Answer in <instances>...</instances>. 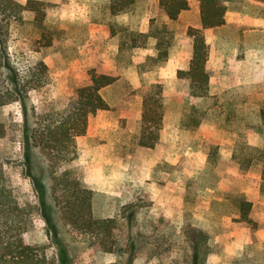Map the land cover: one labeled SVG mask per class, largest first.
<instances>
[{"label":"rangeland","instance_id":"rangeland-1","mask_svg":"<svg viewBox=\"0 0 264 264\" xmlns=\"http://www.w3.org/2000/svg\"><path fill=\"white\" fill-rule=\"evenodd\" d=\"M40 1L43 25L24 11L6 25L5 44L16 73L42 61L48 82L31 91L27 109L19 100L0 106V159L32 209L26 242L43 246L52 264H264V25L246 22L264 18V0H223L228 21L203 31L225 61L210 63L209 94L201 98L180 73L199 21L197 0L173 20L159 0H133L122 11L117 0ZM256 50L257 66H229L230 57ZM93 72L116 78L101 90L108 107L88 117L76 157L59 171L72 170L91 190L95 217L117 219L115 252L94 248L90 234L67 223L49 161L31 141L33 102L61 108ZM152 84L163 89V121L157 144L146 149L138 128L142 93ZM192 105L206 110L199 124ZM240 199L251 202V221L241 219Z\"/></svg>","mask_w":264,"mask_h":264},{"label":"trees","instance_id":"trees-1","mask_svg":"<svg viewBox=\"0 0 264 264\" xmlns=\"http://www.w3.org/2000/svg\"><path fill=\"white\" fill-rule=\"evenodd\" d=\"M117 1V7L122 11L133 0ZM159 1L171 19H176L181 11L189 8L188 0ZM197 1L203 28H216L225 23L228 6L223 0ZM44 4L40 0H27L25 4L17 0H0V106L19 100L27 109L31 91L39 90L48 82L47 65L42 61L28 68L23 75L16 73L9 66L5 44L6 25L10 20H21L24 11L33 12L34 21L43 25L46 15ZM190 33L193 37L192 56L189 68L180 73L189 80L191 96L206 97L210 88V75L206 69L209 48L201 29L192 28ZM44 37L47 40L43 45H49L48 36ZM115 79L110 74L93 72L90 83L73 89L61 108L53 105L47 108L40 101L38 106L33 102L30 107L36 116V126L31 132L32 145L38 147L49 161L52 190L60 196L62 216L78 231L90 234L92 246L103 252L117 250L118 242L114 233L117 219L95 217L92 213L91 190L81 186L72 170L59 169L63 163L76 157V136L86 132L88 117L108 107L101 90ZM162 90L160 84H152L142 93L138 131L139 144L143 146L153 147L159 140L163 121ZM191 112L195 124H199L206 114V110L196 105H192ZM5 135L6 126L0 121V140ZM250 205L251 202L245 199L238 201L241 219L244 221H251L248 215ZM31 215V207L22 203L14 193L0 159V264H52L43 246L25 240V234L32 226Z\"/></svg>","mask_w":264,"mask_h":264},{"label":"crops","instance_id":"crops-1","mask_svg":"<svg viewBox=\"0 0 264 264\" xmlns=\"http://www.w3.org/2000/svg\"><path fill=\"white\" fill-rule=\"evenodd\" d=\"M188 2H189V0H188ZM198 2V1H197ZM159 3H160V1H159ZM191 4V3H190ZM190 4H189V6H190ZM198 6H199V4H198ZM189 9V8H188ZM184 11V10H183ZM183 11H181V12H183ZM181 12H180V14H181ZM179 14V15H180ZM227 14V13H226ZM167 15V14H166ZM178 15V16H179ZM169 18V17H168ZM227 16L225 17V20L226 21H228L227 19ZM169 19H171V18H169ZM171 20H173V19H171ZM248 24H251V25H255V26H262V25H264V18L263 17H248V20L246 21ZM223 26V25H222ZM195 27H197V29H201L202 30V32L203 31H206L207 29H215V28H203L202 27V23H201V19H200V9H199V21L196 23V26ZM219 27H221V26H219ZM216 28H218V27H216ZM185 37H186V34H185V32H183L182 33V39H185ZM205 41H206V43L208 44V43H210V41H212V38H209L208 39V36L205 34ZM188 39V38H187ZM190 40V44H191V46H190V48H191V51H190V59H191V56H192V47H193V38L191 39H189ZM209 45V44H208ZM138 48H140V47H134V49H136V50H138ZM208 48H209V54H208V59H207V61H206V69L208 70V72H209V66H210V63H216V65L217 66H219L221 63L220 62H224L225 61V55H224V53L219 49V47H216V46H214V45H212L211 44V46H208ZM229 58V57H228ZM190 59L189 60H187L186 62H185V64L184 65H182V66H188L185 70H187L188 68H189V63H190ZM262 59H263V57H262V55L256 50V51H254V52H252V53H250L249 54V57H245V58H241V59H233V58H229V66H257V60H261L262 61ZM173 61V60H172ZM222 65V64H221ZM263 66V65H262ZM210 75V74H209ZM211 79V78H210ZM211 81V80H210ZM210 81H209V84H210ZM115 82V81H114ZM113 82V83H114ZM112 83V84H113ZM111 85V84H110ZM109 86V85H108ZM107 87V86H106ZM105 88V87H104ZM102 96L104 97V95L102 94ZM197 98H201V97H197ZM104 99H105V97H104ZM105 101H106V99H105ZM107 102V101H106ZM78 136H80V135H78ZM78 136H76V138L78 137ZM78 139V138H77ZM138 141H139V139H138ZM157 144V143H156ZM155 144V145H156ZM141 145V144H140ZM154 145V146H155ZM143 148H146V149H151V148H153V147H147V146H143V145H141Z\"/></svg>","mask_w":264,"mask_h":264}]
</instances>
